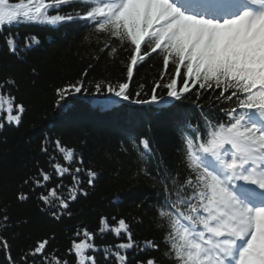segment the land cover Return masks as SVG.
Returning a JSON list of instances; mask_svg holds the SVG:
<instances>
[{"label": "snow or ice", "instance_id": "obj_1", "mask_svg": "<svg viewBox=\"0 0 264 264\" xmlns=\"http://www.w3.org/2000/svg\"><path fill=\"white\" fill-rule=\"evenodd\" d=\"M73 4L81 7L73 8ZM76 20L93 25L94 33L107 38L101 51L110 50L109 55L116 53L114 44L125 51L131 50L127 79L116 86L110 82L96 83L97 93L106 88L115 97L131 101L128 90L134 70L155 53L162 55L164 72L154 84L150 98L135 99L134 103L159 104L164 97L157 94V88H166L167 97L175 101L193 92L197 101L201 97L207 99L217 91L215 101H234L235 106L225 110L227 123L214 122L205 115L207 128L189 132L191 123L187 115L177 122V128L182 131V163L188 175L179 185L183 195L178 191L176 199L171 200L162 190L163 199L158 201V217L167 225L163 255L177 264H264V0H26V3L0 0V32L3 27L21 23L61 26ZM5 43L12 54L20 50L16 33L7 34ZM40 43L34 34L23 39L25 49ZM87 74L85 70L83 76ZM14 83L7 80L0 84V113H6L5 118H0V128L5 123L19 125L26 110L22 103H15L14 96L3 91L7 84ZM82 90L87 91L84 79L58 88L57 105L68 95ZM116 102L106 98L105 105ZM51 143L69 164L77 159L74 149L63 146L59 139ZM138 145L142 146L144 155H152L151 137L140 138L138 144L135 139L131 141L133 149ZM41 151L48 153V147L43 146ZM78 163L84 164L83 156L78 158ZM157 164L155 173L148 168L140 171L146 176L162 178L165 183L171 179L176 184L167 162L160 157ZM49 168L50 171L39 169L24 184H31V191H35L46 188L53 172L60 177L71 175L73 185L67 197L59 192L64 187L62 183L38 196L45 210L50 209L51 216L60 219L65 213L71 215L66 212L70 202L80 194L88 195L80 186L79 175L85 173L87 185L91 186L98 172L67 167L57 162L55 156L49 157ZM30 198V193L17 194L21 201ZM9 220L5 208L0 213V224L6 225ZM106 232L126 237L114 250H104L105 256H114L118 264H128L126 254L122 253L130 249L160 248L154 239L134 240L131 224L124 217L102 216L99 233ZM75 236L69 252L77 257L76 264H97L96 257L89 254L100 250L89 242L94 234L85 228ZM49 245L47 238L37 240L21 261L29 264V257L39 256L41 264H68L55 253L47 254ZM0 246L8 264H15L7 240L0 238ZM31 264H36L35 259ZM138 264H162V260L151 257Z\"/></svg>", "mask_w": 264, "mask_h": 264}, {"label": "trees", "instance_id": "obj_2", "mask_svg": "<svg viewBox=\"0 0 264 264\" xmlns=\"http://www.w3.org/2000/svg\"><path fill=\"white\" fill-rule=\"evenodd\" d=\"M20 1L10 0L12 3ZM71 7L81 6L73 4ZM93 27L85 21L76 20L61 26L21 23L3 27L0 32V84L14 81V84H7L3 91L14 96L15 103H22L26 109L19 125L5 123V127L0 128V213L6 208L10 215L6 225L0 224V238L7 240L15 264H23L20 258L42 238L50 240L47 254L55 253L68 264H76L77 257L69 249L72 240L76 239L75 233L86 228L94 234L89 242L100 249L89 253L96 257L97 264H118L114 256L106 257L104 250H114V246L126 237H117L111 232L101 235L100 218L124 217L131 224L134 240L154 239L160 243L158 250L134 248L122 253L126 254L128 264H138L151 257L159 258L162 264H177L176 260L163 255L167 225L157 214L158 201L163 199L162 190L163 195L170 199L182 191L179 185L188 175L182 163V131L177 128V122L187 115L189 122L192 121L191 128L187 130L189 132L207 128L204 120L200 124V117L205 115L214 122L227 123L229 118L225 110L234 107L235 103L215 101L218 91L208 95L207 99L201 97L197 101L193 92L170 108H164L161 102L168 104L169 101L166 88H157V94L164 97L159 104L134 103L135 99L150 98L154 84L164 72L162 55L155 53L134 70L128 90L131 101L115 97L106 88L97 93L96 83L110 82L116 86L127 79L131 50L125 51L114 44L116 53L109 55L110 50L101 51L107 38L94 33ZM9 33L17 34L20 50L16 54H12L5 43ZM30 34L38 36L41 43L25 49L23 39ZM89 65L92 67L89 68ZM85 70H88L86 77L83 76ZM184 71L182 68L181 73ZM80 79H84L87 91L68 95L58 106L57 89ZM137 92L141 94L137 96ZM106 98L117 102L105 105ZM5 117L6 113H0V118ZM197 135L201 139L206 138L201 133ZM144 136L152 138L150 156L144 155L140 145L136 149L131 147L133 139L138 144ZM57 139L63 146L74 149L77 159L71 164L63 159V154L55 151L51 142ZM43 146L48 147V153L41 151ZM50 156H55L57 162L67 167L91 168L98 172L91 186L87 185L85 173L79 175L80 186L88 195L80 194L77 200L70 202L66 212L71 215L65 213L60 219L52 217L50 209L45 210L38 196L41 192L47 194L48 188L62 183L64 187L59 192L67 197L68 189L73 185L71 175L60 177L53 172L46 188L35 191H31V184H24L39 169L50 171ZM80 156H83V165L78 163ZM160 157L173 170L176 184L171 179L165 183L162 178L146 176L140 171L142 168L154 173L158 171ZM21 191L30 193L31 198L18 200L17 194ZM33 259L36 264H41L39 256L29 257V264ZM0 264H8L2 246Z\"/></svg>", "mask_w": 264, "mask_h": 264}, {"label": "rangeland", "instance_id": "obj_3", "mask_svg": "<svg viewBox=\"0 0 264 264\" xmlns=\"http://www.w3.org/2000/svg\"><path fill=\"white\" fill-rule=\"evenodd\" d=\"M21 2H24V3H26L25 1H20V2H16V3H21Z\"/></svg>", "mask_w": 264, "mask_h": 264}]
</instances>
